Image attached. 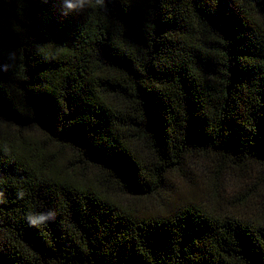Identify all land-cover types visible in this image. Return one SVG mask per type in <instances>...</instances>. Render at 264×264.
Masks as SVG:
<instances>
[{"label": "trees", "instance_id": "16d2710c", "mask_svg": "<svg viewBox=\"0 0 264 264\" xmlns=\"http://www.w3.org/2000/svg\"><path fill=\"white\" fill-rule=\"evenodd\" d=\"M104 4L0 0V264H264V212L131 201L264 171V0Z\"/></svg>", "mask_w": 264, "mask_h": 264}, {"label": "rangeland", "instance_id": "374dc122", "mask_svg": "<svg viewBox=\"0 0 264 264\" xmlns=\"http://www.w3.org/2000/svg\"><path fill=\"white\" fill-rule=\"evenodd\" d=\"M185 173L170 176L169 187L147 200H131L145 210L165 205L205 204L214 214L254 220L264 212V171L220 170L214 159L199 158ZM120 199L125 196L117 193ZM197 197V198H195Z\"/></svg>", "mask_w": 264, "mask_h": 264}, {"label": "clouds", "instance_id": "9594fccd", "mask_svg": "<svg viewBox=\"0 0 264 264\" xmlns=\"http://www.w3.org/2000/svg\"><path fill=\"white\" fill-rule=\"evenodd\" d=\"M104 0H64V7L69 11H82L85 8L104 7ZM12 58H15L13 54ZM2 195V193H0ZM19 197L24 198V193L20 192ZM56 219L55 211L33 213L29 212L26 220L31 227H40Z\"/></svg>", "mask_w": 264, "mask_h": 264}]
</instances>
